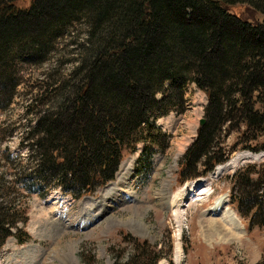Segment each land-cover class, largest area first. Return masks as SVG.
Wrapping results in <instances>:
<instances>
[{
    "label": "trees",
    "instance_id": "1",
    "mask_svg": "<svg viewBox=\"0 0 264 264\" xmlns=\"http://www.w3.org/2000/svg\"><path fill=\"white\" fill-rule=\"evenodd\" d=\"M15 1L0 0V109L14 97L20 59L54 49L75 22L87 30L69 78L45 99L28 130V156L0 160V248L10 236L18 243L31 239L27 196L44 198L57 187L80 198L113 180L123 150L146 139L152 120L182 108L189 80L208 104L206 122L180 160V182L226 160L223 126H244L242 133L255 139L263 134L264 0H32L27 7ZM235 3L253 7L262 19L232 12ZM259 143L244 147L264 150ZM258 170L264 178V165ZM253 174L235 175L233 192L239 211L264 225V180L251 183ZM127 237L132 252L114 264H157L164 256L174 264L173 245L165 253Z\"/></svg>",
    "mask_w": 264,
    "mask_h": 264
},
{
    "label": "rangeland",
    "instance_id": "2",
    "mask_svg": "<svg viewBox=\"0 0 264 264\" xmlns=\"http://www.w3.org/2000/svg\"><path fill=\"white\" fill-rule=\"evenodd\" d=\"M31 1L15 3L27 7ZM230 9L243 18L262 19L259 12L245 3H235ZM86 30L84 22H75L56 38L54 49L36 60L20 59L15 66L18 82L14 97L5 109H0L1 161L4 156H28V130L36 123L39 110L45 108V99H50L54 89L69 78L77 64L76 46L84 41ZM170 85L167 81L165 91H170ZM164 95L160 92L157 97ZM181 96V109L152 120L146 139L138 142L134 150H123L118 171L121 179L117 173L110 183L80 198L57 187L44 198L36 194L27 196L26 228L31 239L18 243L15 237H8L0 248V264H114L118 256L127 259L132 252L128 233L148 240L165 253L169 245L179 241V264H256L264 256V225L253 224L248 215L239 211L233 186L235 175H246L251 169V183L264 180L258 170L264 165V150L244 147L262 144L264 132L256 140L251 133H242L244 126L240 131H227L223 126L225 162L232 161L222 165L229 166L222 172L180 182V160L196 137L208 104L206 93L192 80L184 83ZM112 182L114 185L107 188ZM195 183H199L198 189ZM194 187L196 190L192 191ZM259 189L264 191V182ZM187 190L190 196L181 201L176 213L171 198L184 196ZM205 190L208 196L203 195ZM107 195L113 196L106 198ZM196 197L203 199L196 201ZM218 197L224 209L213 212L210 207ZM227 215L234 220L229 229L232 235L226 237L222 235L224 231L208 227L206 219L214 217L221 223L222 218L228 219ZM158 264H169L168 257H162Z\"/></svg>",
    "mask_w": 264,
    "mask_h": 264
},
{
    "label": "bare ground",
    "instance_id": "3",
    "mask_svg": "<svg viewBox=\"0 0 264 264\" xmlns=\"http://www.w3.org/2000/svg\"><path fill=\"white\" fill-rule=\"evenodd\" d=\"M247 152V151H246ZM245 154H247V156H248V152L247 153H245ZM246 158V157H245ZM248 158H249V156H248ZM230 160V159H229ZM229 160H227V161H229ZM239 160V159H238ZM242 160V159H241ZM226 161V162H227ZM232 160H230V162H231ZM226 162H224V163H226ZM224 163H222V164H224ZM222 164H219V165H217L212 171H211V173H217V172H222L223 171V168H225V167H227V166H229V164L227 163L225 166L224 165H222ZM235 166V165H234ZM122 169V168H121ZM234 169H235V167H234ZM120 174L121 173H119V179H121L120 178ZM124 174V173H123ZM210 174V173H209ZM124 179V178H123ZM113 183H115V182H113ZM110 184L109 185V187H107V188H110V187H112L114 184ZM198 184L199 183H195V185H197V189H198ZM116 186H117V183H116ZM115 186V187H116ZM191 187V186H190ZM196 190V187H194V190H192V191H195ZM105 191V189L103 190V192ZM103 192H102V195H103ZM207 193H208V191H203V195L205 194V196H208L207 195ZM202 195V196H203ZM113 195H107L106 196V198H111ZM190 196V193L188 192V190H187V192L185 191V193H184V196L182 195L181 197H175L174 199H172L173 197H174V195L172 196V198H171V200H172V206L173 207H175V212L177 213V211H179L180 210V207L182 206L181 205V201L183 200V199H185L186 197H189ZM203 199V197L201 198V197H196L195 198V200L196 201H201ZM206 199V198H205ZM102 200H104V198H102ZM222 199H221V197L219 198H217L216 199V201L212 204V206L210 207V210L211 211H213V212H215V211H217V210H219V209H221V208H223V206H222ZM172 206H171V210H172ZM224 209V208H223ZM51 213V212H50ZM53 213V212H52ZM234 215V214H233ZM227 217H228V219L227 218H222V220L220 221L221 223H219L214 217H211V218H209V219H206L207 220V223H208V227L212 230V231H218L219 229V231H221V232H223V234L222 235H224V236H226L227 237V235L228 236H230V235H232V234H230L229 233V229H232V222H234V220H233V218L230 216V215H227ZM235 217V216H234ZM237 223V222H236ZM239 225V224H238ZM224 226V228H222ZM218 229V230H217ZM176 246V247H175ZM176 248V249H175ZM173 255L175 256V262H177V263H179L180 262V259H181V246H180V242L178 241L177 242V244L175 245V242H174V250H173ZM161 261V260H160ZM159 261V262H160Z\"/></svg>",
    "mask_w": 264,
    "mask_h": 264
},
{
    "label": "water",
    "instance_id": "4",
    "mask_svg": "<svg viewBox=\"0 0 264 264\" xmlns=\"http://www.w3.org/2000/svg\"><path fill=\"white\" fill-rule=\"evenodd\" d=\"M205 122H206V118L205 117L201 118L200 125L203 126Z\"/></svg>",
    "mask_w": 264,
    "mask_h": 264
}]
</instances>
